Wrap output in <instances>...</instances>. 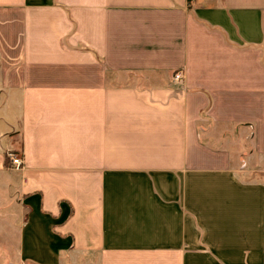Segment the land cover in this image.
<instances>
[{"label":"crops","instance_id":"0c3cea01","mask_svg":"<svg viewBox=\"0 0 264 264\" xmlns=\"http://www.w3.org/2000/svg\"><path fill=\"white\" fill-rule=\"evenodd\" d=\"M0 221V264H264V0H0Z\"/></svg>","mask_w":264,"mask_h":264},{"label":"rangeland","instance_id":"374dc122","mask_svg":"<svg viewBox=\"0 0 264 264\" xmlns=\"http://www.w3.org/2000/svg\"><path fill=\"white\" fill-rule=\"evenodd\" d=\"M23 221H0V237H2L1 244L8 251H15V241L16 235L19 232V228L21 227ZM16 262L13 258L6 259L3 258V264H6V261ZM13 264V263H12ZM15 264H27L23 261L16 262Z\"/></svg>","mask_w":264,"mask_h":264},{"label":"built area","instance_id":"2783aa9c","mask_svg":"<svg viewBox=\"0 0 264 264\" xmlns=\"http://www.w3.org/2000/svg\"><path fill=\"white\" fill-rule=\"evenodd\" d=\"M182 77L181 73H176L175 78L180 79ZM7 156L9 160L11 161V166L15 169H21L24 165V160L21 155L16 153L15 151H8Z\"/></svg>","mask_w":264,"mask_h":264}]
</instances>
